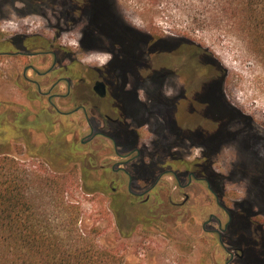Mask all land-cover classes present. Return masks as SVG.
<instances>
[{
    "label": "flooded vegetation",
    "instance_id": "flooded-vegetation-1",
    "mask_svg": "<svg viewBox=\"0 0 264 264\" xmlns=\"http://www.w3.org/2000/svg\"><path fill=\"white\" fill-rule=\"evenodd\" d=\"M39 1H48L58 14L47 20L43 32L33 25L41 13ZM56 1L0 0V58H14L20 65L14 78L5 73L6 83L25 99H42L48 111L73 115L81 131L75 142L98 151L111 147L112 153L99 161L110 162L117 178L126 177L133 199L153 198L160 216L175 218L194 183H204L225 216L221 224L209 214L203 224L217 222V229L205 230L215 234L227 256L224 264H258L262 213L225 201L224 185L234 169L264 200L263 177L254 155L225 154L235 135L230 123L240 113L224 100L223 78L207 50L135 27L116 11L113 0H64L61 6ZM76 30L75 49L59 42L63 32ZM97 54L111 59L103 66L81 60L95 61ZM142 109L143 116L138 114ZM144 129L154 135L149 147L165 150L163 158L139 148ZM183 142L188 146L184 153ZM217 163L229 169L222 173ZM166 177L174 184L170 190Z\"/></svg>",
    "mask_w": 264,
    "mask_h": 264
},
{
    "label": "rangeland",
    "instance_id": "rangeland-1",
    "mask_svg": "<svg viewBox=\"0 0 264 264\" xmlns=\"http://www.w3.org/2000/svg\"><path fill=\"white\" fill-rule=\"evenodd\" d=\"M113 1L116 11L135 27L168 38L191 41L207 50L222 67L224 100L240 113L230 123L235 135L225 154L244 158L254 155L258 175L263 177L264 183V54L258 35L245 29L235 18V5L230 0ZM39 2L41 13L33 19V25L43 32L47 20H52V16L58 18V14L53 13L54 8L48 1ZM63 2L58 0L55 4L61 6ZM78 38V30L63 32L59 42L75 49ZM82 59L84 63L86 60L96 62L93 58ZM19 68L16 59L0 58V146L30 178L29 193L38 206L40 224H45L46 219L52 227L63 232L70 229V214L76 211V227L81 226L105 254L106 264H224L227 256L215 234L205 230L217 229V222L213 219L209 224H203L208 221L209 214L216 216L221 224L225 216L204 183H194L196 187L189 191V200L175 218V214L160 216L157 202L150 198L144 202L133 199L134 203L127 205L117 219L109 208L110 194L101 193L100 187L96 186L98 173L85 175L80 161L66 163L55 155L54 148L47 147L50 144L48 137L58 132V123L50 129L36 123L44 103L21 97L12 83H6L5 73L14 78ZM64 89L61 85L60 90ZM161 113L166 115L165 111ZM182 122H186L184 117ZM153 136L146 129L141 131L139 148L163 154L162 146L149 147ZM70 137V133L67 134L65 141ZM64 139L62 137V141ZM185 142L181 145L183 153L188 149ZM251 148H254L253 152H248ZM196 153L197 150L192 152ZM228 165L217 163L216 168L225 173ZM165 180L168 190L172 189L174 184L170 185V178ZM95 187L92 194L82 189ZM224 190L225 201L244 203L254 212L262 213L258 221L264 227V200L248 177L233 169ZM67 206H74L76 210Z\"/></svg>",
    "mask_w": 264,
    "mask_h": 264
},
{
    "label": "trees",
    "instance_id": "trees-1",
    "mask_svg": "<svg viewBox=\"0 0 264 264\" xmlns=\"http://www.w3.org/2000/svg\"><path fill=\"white\" fill-rule=\"evenodd\" d=\"M230 2L235 5V18H238L240 24L258 35L264 54V0ZM207 55L223 78L222 67L209 53ZM38 100L43 103L42 99ZM143 111L142 109L138 114L143 116ZM36 118V123L48 129L54 128L58 123V132L48 137L50 144L47 147L50 150L54 148L55 155L66 163L80 161L85 175L98 173L99 181L96 186L100 187L101 193L110 194L109 208L119 219L125 212V207L133 204L134 200L126 190V177L117 178L110 168V162L99 161L102 155L112 153L111 147L104 146L98 151L90 145L75 142L74 138L81 131L73 115L58 114L43 108ZM69 133L71 137L65 141L64 137ZM163 156L164 154L157 152L156 159ZM30 182V178L19 170L17 161L6 155L0 146V264H106L105 254L95 246L81 226L76 227V207L67 206L74 211L70 214V229L63 232L56 230L46 219L45 224H40L37 220L38 206L29 193ZM82 189L83 192L92 194L96 187ZM260 224L262 225L261 222ZM121 233L123 234L122 231ZM249 262L248 259L247 263ZM258 264H264V235L261 233L258 239Z\"/></svg>",
    "mask_w": 264,
    "mask_h": 264
},
{
    "label": "clouds",
    "instance_id": "clouds-1",
    "mask_svg": "<svg viewBox=\"0 0 264 264\" xmlns=\"http://www.w3.org/2000/svg\"><path fill=\"white\" fill-rule=\"evenodd\" d=\"M95 61L97 63V66H103L106 64L107 61L111 59V56L109 54H97L95 55ZM86 63L91 62L90 60H86Z\"/></svg>",
    "mask_w": 264,
    "mask_h": 264
}]
</instances>
